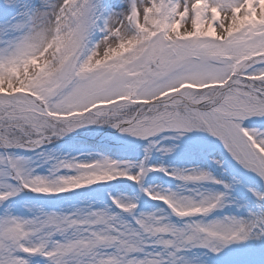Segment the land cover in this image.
<instances>
[{
    "label": "snow or ice",
    "instance_id": "6c2138e0",
    "mask_svg": "<svg viewBox=\"0 0 264 264\" xmlns=\"http://www.w3.org/2000/svg\"><path fill=\"white\" fill-rule=\"evenodd\" d=\"M0 264H264V0H0Z\"/></svg>",
    "mask_w": 264,
    "mask_h": 264
},
{
    "label": "water",
    "instance_id": "95a60500",
    "mask_svg": "<svg viewBox=\"0 0 264 264\" xmlns=\"http://www.w3.org/2000/svg\"><path fill=\"white\" fill-rule=\"evenodd\" d=\"M87 142H88V143H95L96 140H94V139H89Z\"/></svg>",
    "mask_w": 264,
    "mask_h": 264
},
{
    "label": "rangeland",
    "instance_id": "374dc122",
    "mask_svg": "<svg viewBox=\"0 0 264 264\" xmlns=\"http://www.w3.org/2000/svg\"><path fill=\"white\" fill-rule=\"evenodd\" d=\"M92 138H95V137H92Z\"/></svg>",
    "mask_w": 264,
    "mask_h": 264
}]
</instances>
